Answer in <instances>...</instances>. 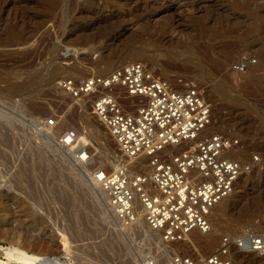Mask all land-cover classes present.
Listing matches in <instances>:
<instances>
[{
    "label": "rangeland",
    "instance_id": "1",
    "mask_svg": "<svg viewBox=\"0 0 264 264\" xmlns=\"http://www.w3.org/2000/svg\"><path fill=\"white\" fill-rule=\"evenodd\" d=\"M133 62L199 87L212 107L210 131L242 140L241 159L261 157L225 203L241 225L217 238L255 223L264 232V0H0V264H145L154 251L142 242L146 231L114 225L86 169L39 131L52 114H64L60 132L77 129L97 145L92 167L120 165L90 103L77 111L57 82ZM238 63L244 72L233 69ZM218 247L206 251L188 239L171 245L201 257Z\"/></svg>",
    "mask_w": 264,
    "mask_h": 264
},
{
    "label": "built area",
    "instance_id": "2",
    "mask_svg": "<svg viewBox=\"0 0 264 264\" xmlns=\"http://www.w3.org/2000/svg\"><path fill=\"white\" fill-rule=\"evenodd\" d=\"M246 68L243 63L233 66L237 72ZM57 89L77 111L80 103H90L92 116L122 156L144 159L150 168L145 176L124 166L97 167L92 185L105 195L112 222L123 233L147 232L142 242L153 244L154 251L145 264H239L241 255L264 258V232L252 225L223 235L219 247L202 257L171 248L195 231L210 233L215 209L233 194L240 177L261 163L258 155L248 161L234 155L243 148L242 140L208 131L213 111L199 87L178 86L157 77L144 63L133 62L106 76L63 78ZM63 116L52 114L46 127L55 131ZM56 144L69 148L66 153L76 167L94 165V148L79 145L76 130L62 131Z\"/></svg>",
    "mask_w": 264,
    "mask_h": 264
},
{
    "label": "bare ground",
    "instance_id": "3",
    "mask_svg": "<svg viewBox=\"0 0 264 264\" xmlns=\"http://www.w3.org/2000/svg\"><path fill=\"white\" fill-rule=\"evenodd\" d=\"M173 25V23L171 24ZM137 61V60H135ZM115 65L109 63L107 65V67L105 68L104 70V74H110L112 71L115 70L114 68ZM121 67V66H120ZM104 76V75H103ZM219 89V88H218ZM58 90V89H57ZM84 105V102L81 103ZM81 112V111H79ZM81 117L86 120V121H89V116L88 114L86 113H81ZM63 124V121L60 123V125ZM59 125V126H60ZM58 126V127H59ZM212 126V125H211ZM209 127L208 128V131H210V129L212 127ZM60 128V127H59ZM58 129V128H57ZM55 130V131H51V129L47 128L46 127V130H42V129H38L40 131V133L44 134L46 138L54 141V143L56 144V139L58 137V134H60L61 132L58 130ZM73 129V128H72ZM78 132L77 129H74ZM64 131V130H63ZM95 135H98L97 138L101 139V141H103L104 139V136L101 135V132L99 130H94L93 131ZM108 133V132H107ZM113 140V139H112ZM114 141V140H113ZM78 143L79 145H92V147L94 148L93 151H97V145L87 136L85 135L84 133H79L78 132ZM57 145V144H56ZM117 146V145H116ZM62 151L64 152H68L69 148H64V147H59ZM243 153L241 151H235V156L237 158H241L243 155ZM104 157V156H103ZM119 158V157H118ZM106 159V158H105ZM108 160V159H106ZM109 161V160H108ZM120 162V165H115L113 162V168H117L118 166H124V167H127L131 172L132 171H135V173L139 170H144V169H148V165L146 164L145 160L142 159H126L124 158L123 156L121 157V159L119 160ZM97 167H100V168H103L104 166L103 165H95L94 167L92 168H86V172L88 173V177H89V182H90V185L92 187V189L95 191V192H98L101 197L104 199V205L106 206V209L109 211V208H108V204H107V199L105 197V195L100 192L99 190L95 189L92 185L94 183L93 181V169L94 168H97ZM139 169V170H138ZM133 173V174H135ZM147 172H145V174L143 173H138V174H143L145 176H148L149 173H150V168L148 170V173L146 174ZM241 179V177H240ZM239 179V180H240ZM231 197V196H230ZM230 197L226 200L228 202V200L230 199ZM99 200V199H98ZM226 201L222 202L216 209H215V212L213 213V218H212V223H213V229L210 233L208 234H201L197 231L193 232L191 234V236H189L187 239L191 241V243H193L194 245L196 246H199L200 248H202L203 250H206V251H210L212 249H215L218 244H219V241H218V238H217V235H219L220 233H222L223 231L224 232H228V231H235L237 230V228L241 225V219L237 218V217H234L233 214H231V208L232 207H229V206H226L225 203H227ZM138 212H139V215L140 217L142 216L143 214V207L142 205L139 203L138 204ZM141 223H143V221L141 220ZM141 225V224H140ZM254 225H256L257 228L260 227V225L257 223H255ZM228 234V233H227ZM20 250V249H19ZM15 251V250H14ZM17 256V254H16ZM20 256H22L25 260H30L32 258H37V257H34V256H30L29 254H27L26 252H20ZM18 257V256H17ZM246 256L244 255H241L239 257V264H252L251 261H247V259H245ZM252 256H250L251 258ZM249 258V256L247 257ZM39 258H37L38 260ZM41 261V259H39ZM50 262V261H48Z\"/></svg>",
    "mask_w": 264,
    "mask_h": 264
}]
</instances>
